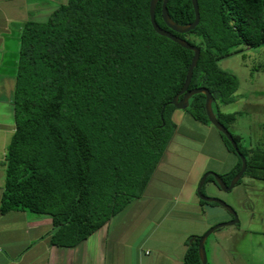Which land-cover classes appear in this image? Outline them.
<instances>
[{
    "label": "trees",
    "instance_id": "1",
    "mask_svg": "<svg viewBox=\"0 0 264 264\" xmlns=\"http://www.w3.org/2000/svg\"><path fill=\"white\" fill-rule=\"evenodd\" d=\"M150 2L69 0L27 21L18 37L15 132L3 163L0 209L49 216L53 245H79L141 198L177 131L172 101L194 51L155 31ZM162 2L156 19L169 29ZM198 2V26L176 34L200 48L190 88L211 91L218 119L229 129L228 121L242 112L220 107L238 100L239 79L219 62L264 45V0ZM168 10L180 24L196 18L192 0H169ZM185 111L212 125L204 94L194 95ZM262 131V143L246 149L232 132L247 158L244 176L258 180H264V125ZM241 167L239 157L235 170L221 177L229 184ZM209 180L216 184L213 175ZM200 237L190 240L183 264H202Z\"/></svg>",
    "mask_w": 264,
    "mask_h": 264
},
{
    "label": "crops",
    "instance_id": "2",
    "mask_svg": "<svg viewBox=\"0 0 264 264\" xmlns=\"http://www.w3.org/2000/svg\"><path fill=\"white\" fill-rule=\"evenodd\" d=\"M65 1L69 0H0V206L6 178L3 163L15 132L18 37L27 21L47 17ZM238 102L239 98L220 110L238 113L233 107ZM174 119L177 131L143 196L79 245H53L54 225L47 215L23 210L4 214L0 209V264H183L193 237L232 218L221 206L201 204L200 179L209 171L230 175L239 156L213 125L185 110H177ZM179 136L176 145L190 153L171 150ZM185 162L187 173L163 170L164 165L179 168Z\"/></svg>",
    "mask_w": 264,
    "mask_h": 264
},
{
    "label": "rangeland",
    "instance_id": "3",
    "mask_svg": "<svg viewBox=\"0 0 264 264\" xmlns=\"http://www.w3.org/2000/svg\"><path fill=\"white\" fill-rule=\"evenodd\" d=\"M67 2L58 3V6ZM189 38L200 43L197 38ZM242 49L244 50L239 53L223 58L219 64L239 79L237 94L240 102L233 107L242 113L235 115L233 121H228V126L231 132L241 137V146L246 149L256 147L263 141L264 45ZM223 120L227 122V118L224 117ZM180 139L182 138L179 136L171 150L190 153L184 147L176 145ZM174 158L177 156L173 155ZM188 167V163L185 162L179 168H174L170 164L164 165L163 170L180 175L187 173ZM202 193L207 197L225 201L237 211L240 218L238 224L220 228L208 237L205 242L208 264H264V180L243 176L240 183L229 192H224L209 180L205 183ZM209 205L220 207L212 202ZM228 221H221L215 225Z\"/></svg>",
    "mask_w": 264,
    "mask_h": 264
},
{
    "label": "water",
    "instance_id": "4",
    "mask_svg": "<svg viewBox=\"0 0 264 264\" xmlns=\"http://www.w3.org/2000/svg\"><path fill=\"white\" fill-rule=\"evenodd\" d=\"M160 0H151L150 2V15H151V22L155 29V31L165 36L174 42L178 43L182 47L186 49H190L194 51V56L191 60L190 66L188 68V72L186 75V81L181 89V91L175 95L173 98L172 103L175 105L176 109L178 110H186L189 108L191 103V98L194 95L197 94H204L206 96V112L208 115V118L211 122V124L222 134H224L227 139L231 142L235 152L242 160V167L240 171L234 176V178L231 180L229 184L226 183V181L219 175L214 172H207L203 176L200 185L198 186V195L199 198L203 201H206L208 203L214 202L223 207L226 211H228L232 215V219L229 220L226 223L218 224L210 229H208L199 239V256L202 264H208V256L205 248V242L208 239V237L213 234L215 231H217L220 228H223L225 226H232L235 224H238L240 222L239 215L237 211L228 203L225 201L214 198V197H207L202 193V188L204 187L208 177L210 175H213L215 178L216 184L222 189L224 192L232 191L236 185L239 183V181L243 178L244 174L247 171V158L240 152V149L238 147L237 141L234 138V135L232 132L226 127L219 119L218 114L214 109V97L211 91L207 87H199V88H190L191 81L193 79L194 75V69L196 68L198 61L200 59L201 50L197 45L191 44L187 39L180 37L176 33L184 34L188 33L192 30H194L198 24L200 23V7L198 0H192V4L195 10L196 18L195 20L190 24H180L176 22L170 15L168 10V2L169 0H162V17L164 22L166 23L167 27L169 29H166L162 27L156 19V9L158 6Z\"/></svg>",
    "mask_w": 264,
    "mask_h": 264
},
{
    "label": "flooded vegetation",
    "instance_id": "5",
    "mask_svg": "<svg viewBox=\"0 0 264 264\" xmlns=\"http://www.w3.org/2000/svg\"><path fill=\"white\" fill-rule=\"evenodd\" d=\"M216 187L220 188L217 184H215ZM204 188V187H203Z\"/></svg>",
    "mask_w": 264,
    "mask_h": 264
}]
</instances>
